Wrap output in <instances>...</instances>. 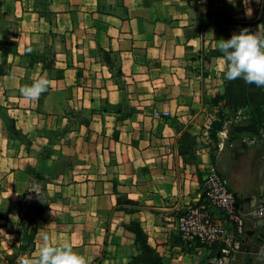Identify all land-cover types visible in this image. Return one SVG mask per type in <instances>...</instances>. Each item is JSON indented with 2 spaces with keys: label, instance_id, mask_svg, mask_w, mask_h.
I'll use <instances>...</instances> for the list:
<instances>
[{
  "label": "crops",
  "instance_id": "obj_1",
  "mask_svg": "<svg viewBox=\"0 0 264 264\" xmlns=\"http://www.w3.org/2000/svg\"><path fill=\"white\" fill-rule=\"evenodd\" d=\"M259 25L264 0H0V264L45 234L88 264L207 261L177 230L206 169L244 213L263 191L264 87L228 80L217 44ZM40 77L54 83L23 98ZM230 264H264L263 220Z\"/></svg>",
  "mask_w": 264,
  "mask_h": 264
},
{
  "label": "built area",
  "instance_id": "obj_2",
  "mask_svg": "<svg viewBox=\"0 0 264 264\" xmlns=\"http://www.w3.org/2000/svg\"><path fill=\"white\" fill-rule=\"evenodd\" d=\"M201 188L204 203L182 210L177 230L186 244L199 243L209 251L203 264H230L242 250L249 216L264 221V184L260 203L251 214L240 210L236 195L216 166L206 169Z\"/></svg>",
  "mask_w": 264,
  "mask_h": 264
},
{
  "label": "clouds",
  "instance_id": "obj_3",
  "mask_svg": "<svg viewBox=\"0 0 264 264\" xmlns=\"http://www.w3.org/2000/svg\"><path fill=\"white\" fill-rule=\"evenodd\" d=\"M222 53V63H226V78L228 80L243 79L246 83L264 87V25L258 26V31L241 29L239 34H233L230 39L217 41ZM54 82L40 77L30 86L19 89L23 98L38 101ZM43 243L37 247L32 257L20 256L17 264H88L83 255L73 250L70 243L53 246L50 237L45 234Z\"/></svg>",
  "mask_w": 264,
  "mask_h": 264
},
{
  "label": "trees",
  "instance_id": "obj_4",
  "mask_svg": "<svg viewBox=\"0 0 264 264\" xmlns=\"http://www.w3.org/2000/svg\"><path fill=\"white\" fill-rule=\"evenodd\" d=\"M105 59L107 63H110V56L108 54L105 56ZM223 119V116L220 115L219 120L214 122L211 126L210 137L214 142H218V133L223 130ZM30 226V224L28 226L23 225V227L17 232L20 243L19 251L21 254H32L35 250V237L37 235L38 228L36 227L31 229Z\"/></svg>",
  "mask_w": 264,
  "mask_h": 264
},
{
  "label": "rangeland",
  "instance_id": "obj_5",
  "mask_svg": "<svg viewBox=\"0 0 264 264\" xmlns=\"http://www.w3.org/2000/svg\"><path fill=\"white\" fill-rule=\"evenodd\" d=\"M210 138H211V137H210ZM40 203H41V202L38 201V204L36 205V208H37V209H38ZM37 209L35 210V214H34L33 221H35L37 224H39V219H37V214H36ZM8 257H9L10 259H12V257H14V255H12V256H9V255H8ZM14 263H15V261H10L8 264H14Z\"/></svg>",
  "mask_w": 264,
  "mask_h": 264
}]
</instances>
